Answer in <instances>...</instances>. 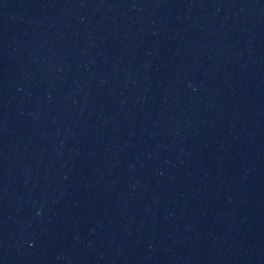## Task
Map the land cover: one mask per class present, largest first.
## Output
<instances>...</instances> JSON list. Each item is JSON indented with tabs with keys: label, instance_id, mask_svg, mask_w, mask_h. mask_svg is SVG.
I'll return each instance as SVG.
<instances>
[{
	"label": "water",
	"instance_id": "95a60500",
	"mask_svg": "<svg viewBox=\"0 0 264 264\" xmlns=\"http://www.w3.org/2000/svg\"><path fill=\"white\" fill-rule=\"evenodd\" d=\"M0 264H264V0H0Z\"/></svg>",
	"mask_w": 264,
	"mask_h": 264
}]
</instances>
